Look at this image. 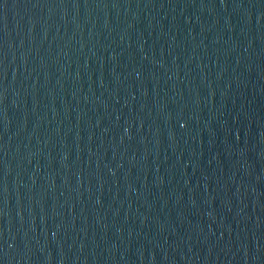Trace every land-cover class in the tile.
Returning <instances> with one entry per match:
<instances>
[{
    "label": "water",
    "instance_id": "95a60500",
    "mask_svg": "<svg viewBox=\"0 0 264 264\" xmlns=\"http://www.w3.org/2000/svg\"><path fill=\"white\" fill-rule=\"evenodd\" d=\"M0 264H264V0H0Z\"/></svg>",
    "mask_w": 264,
    "mask_h": 264
}]
</instances>
